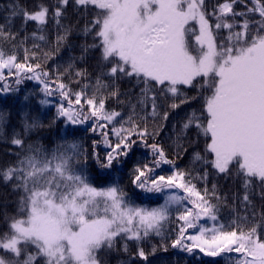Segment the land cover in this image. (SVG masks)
<instances>
[{
    "label": "snow or ice",
    "instance_id": "obj_1",
    "mask_svg": "<svg viewBox=\"0 0 264 264\" xmlns=\"http://www.w3.org/2000/svg\"><path fill=\"white\" fill-rule=\"evenodd\" d=\"M70 4L92 15L84 32L95 33L97 41L81 45L79 59L99 48L111 65L94 85L81 84L89 80L86 69L65 83V76L72 75L71 62L63 72L59 66L44 67L68 41L72 28L63 21ZM8 8L0 23V91H14L8 83L14 77L17 85L24 79L38 81L42 105L58 94L57 119L66 125L91 122L90 131L99 132L102 139L92 142L91 155L103 175L119 171L141 143L152 159L133 166L131 184L143 193L141 199L162 195L163 203L136 204L118 179L94 186L89 156L79 140L63 139L50 150L38 141L25 148L21 134L14 132L11 144L21 151L14 163L0 168V178L6 184L15 181L12 190L20 195L16 214L5 212L0 218V264H108L100 253L127 254L128 241L137 244L132 258L147 262L143 242L153 236L166 241L173 233V249L199 250L210 257L236 254L229 255L234 264H264V0H39L31 11L19 3ZM13 16H22L21 28L36 22L41 34L21 37L19 29L12 31ZM49 23L56 35L54 46L45 51L39 42H49L43 34ZM125 79L139 88L134 102L130 93L120 101L130 105L127 118L106 107L111 98L119 101V82ZM73 83L80 85L78 90ZM193 89L196 95H188ZM201 98L200 114L193 110L173 124L169 138L179 158L188 150V131L195 128L198 136L208 138L205 154L194 152L190 166L180 168L156 137L176 109ZM42 127L25 116L24 134ZM100 143L106 147L104 156L96 152ZM197 162L204 165L202 173ZM162 164L171 166V174H156ZM207 165L218 175L238 178L240 190L229 197L215 183L209 188ZM222 208L232 214L227 223L221 222ZM189 229L196 231L190 234ZM117 240L125 241L122 249L116 248ZM161 247L167 251L166 244Z\"/></svg>",
    "mask_w": 264,
    "mask_h": 264
},
{
    "label": "trees",
    "instance_id": "obj_2",
    "mask_svg": "<svg viewBox=\"0 0 264 264\" xmlns=\"http://www.w3.org/2000/svg\"><path fill=\"white\" fill-rule=\"evenodd\" d=\"M39 0H0V23H3V17L8 16L11 9L8 5L13 3H19L22 7H27L29 11L33 9V6L37 4ZM46 3L51 2V0H45ZM84 9L81 8L79 11L74 10L71 4L68 6L66 11V18L63 23L69 25L72 31L69 35L68 41L61 46L60 52L54 56L51 60L47 62L44 66L45 70L55 69L59 66V71L63 72L68 64L71 62L73 67L71 69V76H65L64 82L68 83L69 80H75V72L81 69H86L89 74V80H82L83 83L95 84L96 77L100 75L103 71H106V67L111 65L104 61L101 57L100 49L93 48L89 49L87 55L84 59H79L81 56V45H91L96 43L93 39L95 33L86 35L84 32L85 21L91 20L92 15H83ZM12 20V31L20 30L21 37L27 34H31L33 31H37V35L41 34L38 30L37 24L34 21H28L24 28H21L23 23L22 16H13ZM48 37V43L39 42L41 47L47 51L49 48L54 46L56 29L52 23L47 24L44 33ZM227 33H224L226 35ZM33 40L30 38L28 44L31 45ZM20 57L22 59L23 52L21 51ZM75 58V59H73ZM5 75H7V70H5ZM107 81V78H105ZM3 81H0V87L3 86ZM8 83L14 91L2 92L0 91V113L4 114V120L0 122V168L6 167L10 163H14L17 159L16 153L20 152L21 149L18 146L11 144V138L13 133H20V138L24 140V146L27 147L28 144L39 142L43 144L45 148L51 149L56 143L63 139L69 140H79L83 148L87 151L89 156L88 171L93 177V184L96 187L106 186L108 183L118 179L119 183L124 187L125 191L129 194V197L136 204H147L149 207H155L160 203H163V196L160 195L158 199L144 200L141 199L143 193L139 189H136L132 184V174L131 170L133 166L140 162L151 161L149 149L143 147L141 143H137L131 150L129 156L126 158L123 167L119 171H113L110 175H103L101 169L96 165L95 161L92 159V142L94 140L101 141V136L99 132L93 133L90 131L92 124L87 122L84 125H66L63 118H56V107L55 105L60 103V97L58 94L47 97L51 101L49 104L42 105L40 101L45 99L44 93L41 91V85L38 81L24 79L19 85L15 83L14 77H8ZM198 83H202V80H198ZM135 81L129 82L128 80H121L119 82V87L121 95L119 101L115 98H111L107 101L106 107L109 111L115 109L122 113L123 118H127L130 105L126 103H120V101H127L129 99L128 95L124 93L132 94L133 102L135 101V93L139 92V88H133ZM143 85H141L142 87ZM54 87V85H53ZM74 90H78L79 84H72ZM111 89H109L110 91ZM131 90V91H130ZM89 94H91V89H89ZM210 94V93H206ZM188 95H196V90L193 89L188 92ZM66 104V101L64 102ZM203 109V99H198L191 102L188 105H183L179 109H176L170 116L169 120L165 125V129L162 130L159 136L156 137L157 143L164 146L165 150L168 152L169 158H176L175 156V146L172 140L169 138L172 135L173 124H178L186 118V115L193 110H196L197 115ZM27 116L29 123L33 119H37L44 127L37 128L35 130L29 131L24 134L23 121ZM149 131H152L153 121L149 117ZM206 123V121H205ZM119 127V124L115 125ZM111 127V126H110ZM109 127V131H110ZM188 139L184 141L185 147H187V152L179 158H176L177 165L180 168L190 166L192 161V156L194 152H200L202 155L205 154L206 143L208 138L203 134L197 135V130L192 128L187 133ZM112 142L115 143V138H112ZM153 140L150 138L148 143H152ZM101 156L106 153V147L103 143H100L96 148ZM210 159L211 156L209 155ZM195 167L202 173L204 170V165L201 162H197ZM207 170L209 172V177L207 180V186H211L215 183L217 184L221 195L227 193L231 197L232 193H235L241 188V181L235 176L225 177L223 174H217L215 170L211 168V165H207ZM157 175H169L171 174V166L162 164L160 169L157 170ZM198 187L201 189L205 186L203 181H195ZM4 183L2 178H0V218L3 214L7 212L9 215L16 214L18 207V198L20 193L13 192L12 184ZM158 195V194H157ZM259 206V202H257ZM221 216L223 223H227L232 219V214L228 208H222ZM175 218V213H173V219ZM205 223L206 226H211L210 221H201ZM258 223L257 221L253 222ZM252 226V225H249ZM175 227V225H173ZM194 229H189V233H193ZM175 239V233H173L166 241H162L160 237L153 236L152 238L143 242L141 247L149 253L148 261H142L138 257L132 258L133 254L136 252L137 244L134 241H128V247L130 251L125 254L123 251L113 250L109 252L105 250L100 253V255L108 261V264H117L118 261H130V264H234V261L229 259V255L235 256L236 254H225L219 257L205 256L196 250L194 254H189L181 249H173L171 247V241ZM124 240H117L116 248L122 249ZM162 244H166L167 251L161 247ZM153 246L157 247V251L152 253ZM131 258V259H130Z\"/></svg>",
    "mask_w": 264,
    "mask_h": 264
}]
</instances>
